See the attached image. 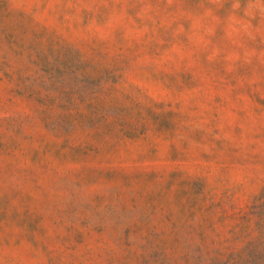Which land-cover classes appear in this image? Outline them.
<instances>
[{
	"label": "rangeland",
	"instance_id": "rangeland-1",
	"mask_svg": "<svg viewBox=\"0 0 264 264\" xmlns=\"http://www.w3.org/2000/svg\"><path fill=\"white\" fill-rule=\"evenodd\" d=\"M0 264H264V0H0Z\"/></svg>",
	"mask_w": 264,
	"mask_h": 264
}]
</instances>
